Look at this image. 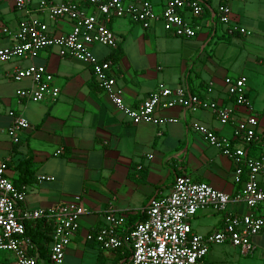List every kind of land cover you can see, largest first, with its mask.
<instances>
[{"label": "crops", "instance_id": "crops-1", "mask_svg": "<svg viewBox=\"0 0 264 264\" xmlns=\"http://www.w3.org/2000/svg\"><path fill=\"white\" fill-rule=\"evenodd\" d=\"M38 1L33 0L29 9L32 16L45 21L53 35L70 30L68 21H49L38 14L35 11ZM150 1L159 10L166 0ZM204 1V12L195 20L199 31L192 39L171 36L160 23L143 30L127 19H112L107 26L118 38L116 48L96 45L91 51L97 58L112 62L111 73L128 107L138 105L160 85L169 88L187 85L201 98L232 108L234 101L226 94L223 79L244 77L247 99L258 123L256 132L260 135V141L252 143L247 154L250 158L262 157L264 99L260 95L264 94V79L254 92L243 69L230 70L229 65L220 68V60L215 58L211 47L216 39L230 40L245 35L229 34L217 18L211 19L219 0ZM224 5L229 23L246 29L249 32L246 36L264 34V0H226ZM25 16V11L17 10L11 0H0V48L15 44L14 34ZM30 64L44 66L52 74L53 85L60 91L57 101L18 100L16 92L28 89L31 83L15 82L13 74ZM209 83L213 85L212 92L206 94ZM10 111L21 114L30 124L29 129L19 132L17 143L7 135L12 122ZM158 116L176 122L163 125L128 122L98 87L90 66L60 58L55 47L41 51L32 60L0 63V162H7L6 175L14 186L24 188L21 208L47 209L79 196L86 210L66 248L63 264H120L125 251L101 250L87 240V235L103 226L104 215L109 211L126 214L130 224L144 220L149 199L155 194L167 195L176 176L187 175L229 195L240 190L246 170L236 177L232 159L185 127L197 123L227 138L233 148H244L233 137L236 123L247 116L242 107L235 108L232 120L226 125L220 124L208 110L192 112L173 108L161 111ZM59 150L60 154L55 155ZM25 161L30 164L26 173H22ZM37 176L52 180L38 182ZM259 182L264 189V177L260 176ZM228 211L239 215L249 212L243 204L233 203L228 205ZM259 212L264 214L263 209ZM223 218L222 213L207 207L189 223L194 233L206 235L221 228ZM35 223L26 222L32 230ZM252 244L253 251L249 254L230 245H214L205 257V264H264V236L254 237ZM35 251L39 264H49L48 255L40 256L36 247ZM0 264H14L13 256L4 257Z\"/></svg>", "mask_w": 264, "mask_h": 264}, {"label": "built area", "instance_id": "built-area-1", "mask_svg": "<svg viewBox=\"0 0 264 264\" xmlns=\"http://www.w3.org/2000/svg\"><path fill=\"white\" fill-rule=\"evenodd\" d=\"M17 10L26 16L14 34L15 44L0 48V63L14 59L32 60L48 48L55 47L60 58L72 59L91 68L92 75L115 109L131 124L150 123L163 125L176 122L173 118H161L158 113L173 108L192 112L210 111L222 125L229 123L235 108L242 107L247 116L239 120L233 137L244 148H233L229 140L218 136L208 127L197 123L186 125L201 135L209 146L235 162L236 177L246 170L247 176L238 192L229 195L213 189L206 183L196 182L187 175L176 176L165 196L153 195L144 209L145 219L130 224L126 214L109 211L104 215V224L87 235V240L105 251H125L120 264H205V257L214 245H230L243 254L253 251L252 239L264 236V189L259 177H264V156L250 158L248 148L260 141L257 134V119L247 99L246 79L225 77L226 94L234 101V107H222L192 93L187 85L169 88L158 86L147 98L134 107L123 101V91L116 85L111 73L112 62L99 59L91 51L93 46L114 49L117 36L108 28L112 19H127L143 30L160 23L163 31L181 39L196 37L200 18L206 7L204 0H166L157 10L150 0H83L85 5L73 2L40 0L35 6L38 14L49 21H68L71 28L61 35H53L47 23L39 16H32L29 9L33 0H11ZM226 0H219L217 12L211 15L226 26L227 32L249 35L242 27L230 24ZM15 82L28 80V89L18 90V100L30 102L57 101L60 91L53 85V76L44 66L30 64L18 68L13 74ZM211 83L205 89L212 92ZM12 118L7 135L13 143L18 142L21 130L30 128L28 121L19 113L8 112ZM60 150L55 155L60 154ZM7 162H0V251L13 256L14 264H39L35 246L26 234V222L44 221L51 225L49 264H63L65 251L72 235L79 228V220L86 213L79 196L71 202L58 203L47 209L26 210L21 205L25 199L24 188L14 186L6 175ZM38 182L50 181L51 177L37 176ZM243 204L249 212L235 214L228 211L229 204ZM212 207L224 215L223 225L218 230L200 235L194 233L189 220L199 211Z\"/></svg>", "mask_w": 264, "mask_h": 264}, {"label": "rangeland", "instance_id": "rangeland-1", "mask_svg": "<svg viewBox=\"0 0 264 264\" xmlns=\"http://www.w3.org/2000/svg\"><path fill=\"white\" fill-rule=\"evenodd\" d=\"M216 40V44L211 47H214L215 58L220 60V68L229 65L230 70L243 69L248 82L255 90L254 92L259 90L264 79V60H262L264 59V34L260 32L242 38ZM258 58L259 60H257ZM259 93L261 92L259 91ZM261 98L264 99V94L260 95ZM9 255L11 256L8 252L0 251V260Z\"/></svg>", "mask_w": 264, "mask_h": 264}, {"label": "trees", "instance_id": "trees-1", "mask_svg": "<svg viewBox=\"0 0 264 264\" xmlns=\"http://www.w3.org/2000/svg\"><path fill=\"white\" fill-rule=\"evenodd\" d=\"M76 4L85 5L82 1H70ZM29 161H25L21 166V172L26 173L27 168L29 166ZM35 228L32 230L27 224L26 227V234L32 241L33 245L38 249L40 256H46L49 254V246L51 242V232L52 227L50 224L44 221H35Z\"/></svg>", "mask_w": 264, "mask_h": 264}]
</instances>
